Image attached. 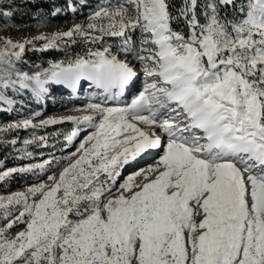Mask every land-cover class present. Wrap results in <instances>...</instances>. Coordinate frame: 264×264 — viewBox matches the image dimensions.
Returning <instances> with one entry per match:
<instances>
[{
	"label": "snow or ice",
	"instance_id": "1",
	"mask_svg": "<svg viewBox=\"0 0 264 264\" xmlns=\"http://www.w3.org/2000/svg\"><path fill=\"white\" fill-rule=\"evenodd\" d=\"M202 8L203 22L197 0H184L175 16L168 0H106L86 26L33 38L41 50L65 38H120L145 83L123 106L90 102L79 116L0 129L65 121L91 129L50 185L0 196V264H264V0H205ZM181 19L187 32L173 28ZM0 40L3 104L13 103L9 89L39 97L49 83L76 89L81 81L118 100L137 77L111 45L29 75L13 58L32 41ZM156 150L154 164L117 185L125 166ZM51 163L2 171L0 181Z\"/></svg>",
	"mask_w": 264,
	"mask_h": 264
},
{
	"label": "rangeland",
	"instance_id": "2",
	"mask_svg": "<svg viewBox=\"0 0 264 264\" xmlns=\"http://www.w3.org/2000/svg\"><path fill=\"white\" fill-rule=\"evenodd\" d=\"M65 1L67 3V11L72 12V10L68 7V4L71 2V0ZM105 2L106 0H80L81 4L79 6V13L76 15L66 16V14H64L65 11L59 8L61 11L55 15L47 17L43 13H40L35 16L31 23L23 24L21 27H16L12 21V18L10 17V14L6 11H3L0 16V38L7 37L13 39L14 41L20 42H23L24 40L32 41L33 38L38 37L39 35H51L57 31H67L74 24H83L86 26L89 22L90 14L96 10L98 5ZM111 2L114 4L117 2V0H111ZM183 2L184 0H181V7L183 6ZM204 2L205 0H197V7L198 5L200 6L197 16L201 22H203L202 5ZM56 9L54 12H56ZM136 34L137 36H140L139 31H137ZM110 38L117 37H105L102 41L104 43L103 45H111L112 53L117 55L121 60L127 59L137 71V77L135 78L136 85H134L133 88L129 90L130 93L126 98V101L120 105H113L111 103L108 105L105 104L106 106H123L124 103L130 102L131 99L136 94H138L139 90L137 91V88L139 87L137 83H139V80H141L142 73L144 72L140 66V62L136 60L133 55H126L123 51L120 50L118 52L117 49L112 48V41H109ZM75 41V43H72L68 41L67 38H65V41L58 43V47L44 49L43 51L53 49L63 53L65 56L64 62H67L69 59H74L76 57L69 51V49H71V46L79 42L85 48V53L89 50V48L93 50L97 49L96 44H86L80 37H75ZM116 42H118L120 45V38H118V41ZM40 48L42 49L43 45L40 47L39 44H36L32 41V43L25 45V52H32L33 50L38 52ZM80 55H83V53H80ZM53 64L55 63H52L51 66ZM0 67H3V65H0ZM133 83L134 82H132L131 85H133ZM46 88L47 91L42 93L39 97L33 95V93L27 89H21L18 92L11 89L7 90L8 98L12 100L13 103L10 105L9 110L6 113L9 120L7 122L0 121V129H7L9 124L17 123L28 118H32L34 125H39L40 121L46 120L50 117L60 118L65 116L82 115V113L77 110L84 108L87 105L86 103L78 101L71 102L69 99L70 96L65 94L61 86L56 83H49L46 85ZM64 123H67L70 129L64 134L62 139L63 145L59 141L56 142L55 137L53 139H49V136L44 134L43 129L46 126L13 128L11 130L0 132V150L4 153L10 164L12 162H16L13 166L4 167L3 163L0 161V172L12 168L26 167L31 164H40L44 163L45 161L52 162L50 165L45 166L44 171L34 169L30 172H17L21 176L22 181H26L25 185H20L15 190L6 193H3L0 190V196H8L15 192H24L28 187L37 185L41 182L50 185L52 182L48 180V176L53 174H55L57 177L59 176V173L62 171L63 167L67 166V164L70 162V160L66 158L70 157L71 153L75 152L76 148L83 140L85 135L91 131V129L86 128L84 124L77 126L71 121H65ZM77 127H79L78 139L74 140L72 143H68V141L65 139L66 135L70 134L71 131ZM39 137H45V141H40ZM13 140L16 141L15 144L11 143ZM26 140H33L34 142L31 144H25ZM36 150H39L40 153L33 154L32 151ZM27 153H31V155L29 156ZM159 153L160 150L153 151L152 154L148 155V157L144 158L143 160H139L141 158H138L136 161H133L125 166L121 171L120 177L117 179V185L123 182V180L129 175L133 174L132 170H136L139 164H141L139 169L142 167L145 168V166H148L147 164H154ZM151 158H154V160L149 161ZM148 161L149 163H147ZM3 181H0V184ZM1 188H3V186ZM3 224L4 220L0 219V226H3ZM13 228L14 231L12 233L14 234L17 231L22 230L24 225H19L18 227L14 226Z\"/></svg>",
	"mask_w": 264,
	"mask_h": 264
},
{
	"label": "trees",
	"instance_id": "3",
	"mask_svg": "<svg viewBox=\"0 0 264 264\" xmlns=\"http://www.w3.org/2000/svg\"><path fill=\"white\" fill-rule=\"evenodd\" d=\"M71 3L74 7V11H67V3L65 0H0V16L3 11H6L10 14L12 21L16 27H21L23 24L31 23L35 16L43 13L47 17H51L53 15L54 10L56 8H61L65 11L64 14L66 16H72L79 13L80 0H71ZM170 5V11L175 16L178 14V9L181 6V0H168ZM199 8L197 7V13ZM230 11V10H229ZM173 28L177 31H185L187 32V26L184 21H174ZM133 35V40L136 42V47L139 49V39L140 36L136 34ZM41 36V35H39ZM38 36V37H39ZM33 42L39 44L41 47L44 43L42 40L32 39ZM109 41H112V48H115L120 51V45L118 42V38H110ZM103 42H100L97 45V48H102ZM3 47L2 40H0V48ZM85 48L79 43L71 46L69 51L74 55H80V53L85 54ZM14 60V66L17 70L21 72L28 73L29 75H33L35 73H43L45 70H49L51 68L52 63H60L64 62L65 56L63 53H60L56 50H40L35 52H23L20 60ZM31 91L30 89H27ZM10 105L0 103V121L7 122L9 120L7 116V111L9 110ZM70 127L67 123H60L52 126H46L44 130V134L49 136V139H53L55 137L56 142H60L63 145V137L64 134L69 131ZM33 154L40 153L39 150L32 151ZM0 161L3 163L4 167L13 166L16 162H12L10 164L9 160L5 157L4 153L0 150ZM26 181L23 182L21 176L16 172L13 173L10 177L5 179L0 184V190L3 193L15 190L20 185H25ZM3 186V188H1ZM14 231V228L10 230Z\"/></svg>",
	"mask_w": 264,
	"mask_h": 264
},
{
	"label": "bare ground",
	"instance_id": "4",
	"mask_svg": "<svg viewBox=\"0 0 264 264\" xmlns=\"http://www.w3.org/2000/svg\"><path fill=\"white\" fill-rule=\"evenodd\" d=\"M80 93H83L82 91L80 92ZM120 98V97H119ZM78 102H82V103H84L83 101H79V100H77ZM81 103V104H82ZM109 104V103H108ZM108 104H106V105H108ZM122 104V103H121ZM142 158V157H141Z\"/></svg>",
	"mask_w": 264,
	"mask_h": 264
},
{
	"label": "built area",
	"instance_id": "5",
	"mask_svg": "<svg viewBox=\"0 0 264 264\" xmlns=\"http://www.w3.org/2000/svg\"><path fill=\"white\" fill-rule=\"evenodd\" d=\"M180 8H181V6H180ZM180 8H179V9H180ZM198 8H200V6H199V5H198Z\"/></svg>",
	"mask_w": 264,
	"mask_h": 264
}]
</instances>
